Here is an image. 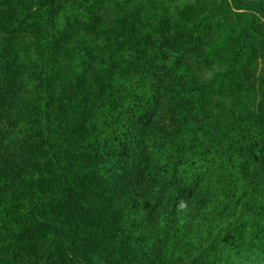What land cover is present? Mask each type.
Listing matches in <instances>:
<instances>
[{
  "label": "trees",
  "instance_id": "trees-1",
  "mask_svg": "<svg viewBox=\"0 0 264 264\" xmlns=\"http://www.w3.org/2000/svg\"><path fill=\"white\" fill-rule=\"evenodd\" d=\"M35 1L0 31V103L32 100L19 98L27 69L38 91L33 114L0 120V264H264V100L218 114L183 73L229 4L252 12L233 68L264 55V0H196V25L172 34L169 20L142 33L134 14L88 13L109 0Z\"/></svg>",
  "mask_w": 264,
  "mask_h": 264
},
{
  "label": "rangeland",
  "instance_id": "rangeland-1",
  "mask_svg": "<svg viewBox=\"0 0 264 264\" xmlns=\"http://www.w3.org/2000/svg\"><path fill=\"white\" fill-rule=\"evenodd\" d=\"M120 1H104L99 5H96L90 9V14L106 15L111 17L112 20L117 18H125L126 14H134L136 18L138 17L141 22L136 20L134 24L140 29L142 33L147 29L161 28L162 22L165 20L170 21L169 26L177 24L178 27L184 33L186 30L192 29V27L198 21V17L195 16L194 10H197L196 0H164L163 4L156 6L155 8L147 7L146 5L151 3L153 0H122ZM29 2V4H26ZM21 3V4H20ZM37 1L35 0H0V31L4 27L14 26V21H12L9 16L13 13V8L16 10H21L23 7L33 9L36 6ZM219 7L223 6L222 0H206L200 7L207 9L208 6ZM20 4V5H19ZM230 9L225 8L223 11L224 17L227 19V23L222 28L221 31L212 35V37L206 39L204 47L199 52V60L197 64L194 62L184 65L183 73L188 76L190 85L195 89L198 88L199 94L207 102V107L215 113H222L226 110L234 109L237 104L244 106L245 111H255L259 101L264 100V55L252 58L247 65L242 68H233L232 57L234 55V44L240 40L241 34L244 31L245 25L249 22L252 17V12L247 8L236 9L233 4H229ZM10 13H2L5 8H8ZM12 9V11H11ZM200 8L198 7V11ZM200 11V14L205 13ZM181 11L184 13H189L188 21H183L179 19V13ZM137 12V14H135ZM11 17V16H10ZM32 24V23H30ZM174 27L172 26L171 34L173 33ZM30 37L29 35H26ZM179 36L175 33V37ZM82 45L81 42L75 43L74 46ZM68 46V44H67ZM29 52L24 55V58L30 59V61H36L37 53L32 46H29ZM67 58L59 56V61L56 64L58 71L54 72V80L60 81L66 79L63 73V63ZM28 62V60H25ZM33 71L31 69L25 70V74L21 77V83L24 85L22 93H26L24 96L19 97L20 100L24 99L26 96H30L32 100L27 101L25 104L18 106L14 105L11 100L4 99L0 103V120L3 121L2 126L6 123L9 116L15 110H20L27 114H33L36 111V99H37V88L34 81ZM68 80V79H66ZM98 82V81H97ZM93 82L92 88L98 87V83ZM20 83L18 81L6 84V88H12L18 86ZM18 92V91H16ZM28 94V95H27ZM54 95H59L58 88L54 87ZM70 99V98H69ZM67 108V104L65 105ZM231 119L228 121H222L223 129L229 128ZM14 134V132H12ZM46 167V165H43ZM219 183H221L219 185ZM215 189L222 190L223 181H220ZM222 185V186H221ZM221 186V187H220ZM210 199L214 201L213 195H209ZM83 209L88 207V202L82 204ZM188 211V210H187ZM185 211V216H188V212ZM191 215V213H190ZM194 223L196 231H201L195 234L201 243L204 245L209 243L213 239L212 231L213 226L208 220L201 218ZM217 230V229H215ZM184 263H191L189 260H185ZM193 264V263H191Z\"/></svg>",
  "mask_w": 264,
  "mask_h": 264
}]
</instances>
